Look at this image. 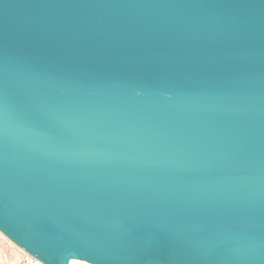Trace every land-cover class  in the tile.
Returning <instances> with one entry per match:
<instances>
[{"label": "water", "instance_id": "95a60500", "mask_svg": "<svg viewBox=\"0 0 264 264\" xmlns=\"http://www.w3.org/2000/svg\"><path fill=\"white\" fill-rule=\"evenodd\" d=\"M0 41L13 77L28 66L72 84L60 124L22 109L37 133L0 123V223L42 264H143L131 253L174 224L164 209L191 213L196 253L195 210L264 207V0H0ZM240 222L255 227L224 264L264 256L259 217Z\"/></svg>", "mask_w": 264, "mask_h": 264}, {"label": "snow or ice", "instance_id": "6c2138e0", "mask_svg": "<svg viewBox=\"0 0 264 264\" xmlns=\"http://www.w3.org/2000/svg\"><path fill=\"white\" fill-rule=\"evenodd\" d=\"M73 3H195L199 0H70ZM121 87L135 88L134 81L122 82ZM260 87L264 91V46L261 49ZM72 84L65 79L53 76L44 71H33L25 66L13 77L9 61L5 55L3 42L0 41V123L11 118L29 133H37L29 127L20 116L22 109L31 120L60 124L66 115V97ZM175 218L174 224L164 230H158L155 237L144 247L134 248L130 259L142 261L143 264H157L155 258L168 257L171 261L179 256L194 258L197 264H224V253L227 241L241 234L242 230L252 229L255 225H242L240 218L247 214L259 217L261 238L264 239V207L249 209L241 213L224 206H209L195 210L204 217V223L198 232V238L203 243L198 252L194 253L190 240L185 235L191 213L184 209H164ZM225 225L234 226L226 228ZM97 226L94 222L93 227ZM7 225L0 223V237L5 235ZM121 230L126 237H131V225L121 224ZM167 240L168 247H162ZM11 242V241H9ZM24 251V249H21ZM245 264H264V256L249 255L244 258ZM29 264H39V261H29Z\"/></svg>", "mask_w": 264, "mask_h": 264}, {"label": "rangeland", "instance_id": "374dc122", "mask_svg": "<svg viewBox=\"0 0 264 264\" xmlns=\"http://www.w3.org/2000/svg\"><path fill=\"white\" fill-rule=\"evenodd\" d=\"M6 240L0 237V264H21L22 257Z\"/></svg>", "mask_w": 264, "mask_h": 264}, {"label": "bare ground", "instance_id": "6f19581e", "mask_svg": "<svg viewBox=\"0 0 264 264\" xmlns=\"http://www.w3.org/2000/svg\"><path fill=\"white\" fill-rule=\"evenodd\" d=\"M1 238L3 240H6L13 248H15V250H17L19 252V254H21L20 256L23 259L21 264H29V261H33V262L39 261V264H42V261L40 259H38L36 256L32 255L30 252H28L27 250H25L24 248L19 246L17 243H15L9 237H8V239H4L3 237H1ZM9 241H11V242H9ZM21 249H24V251H21ZM69 264H91V263L87 262V261L72 258L70 260Z\"/></svg>", "mask_w": 264, "mask_h": 264}]
</instances>
